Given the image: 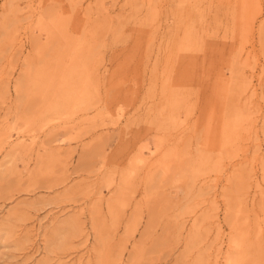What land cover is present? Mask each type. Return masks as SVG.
Here are the masks:
<instances>
[{"label": "rangeland", "instance_id": "rangeland-1", "mask_svg": "<svg viewBox=\"0 0 264 264\" xmlns=\"http://www.w3.org/2000/svg\"><path fill=\"white\" fill-rule=\"evenodd\" d=\"M0 264H264V0H0Z\"/></svg>", "mask_w": 264, "mask_h": 264}]
</instances>
